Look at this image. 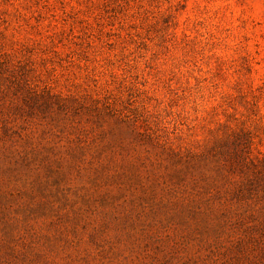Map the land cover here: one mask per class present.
<instances>
[{"label": "rangeland", "instance_id": "374dc122", "mask_svg": "<svg viewBox=\"0 0 264 264\" xmlns=\"http://www.w3.org/2000/svg\"><path fill=\"white\" fill-rule=\"evenodd\" d=\"M0 264H264V0H0Z\"/></svg>", "mask_w": 264, "mask_h": 264}]
</instances>
